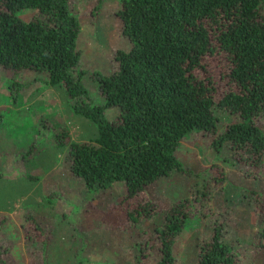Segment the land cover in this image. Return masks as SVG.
<instances>
[{
    "label": "trees",
    "instance_id": "trees-1",
    "mask_svg": "<svg viewBox=\"0 0 264 264\" xmlns=\"http://www.w3.org/2000/svg\"><path fill=\"white\" fill-rule=\"evenodd\" d=\"M117 14L130 46L115 52V71L92 73L102 104L83 84L81 24L72 0H0V74L41 72L48 86L64 90L73 112L97 129L83 142L70 141L66 129L54 136L56 146H67L70 171L88 193L122 185L123 228L140 236L137 262L148 254L154 264H179L174 244L190 222L194 197L172 202L157 222L153 200L129 201L161 178L190 173L177 150L194 131L208 134L217 152L229 149L244 176H264V0H120ZM107 108L117 114L108 117ZM222 113L233 120L220 129ZM209 178L214 185L226 180L223 171ZM28 218L27 242L33 246L37 235L46 245L35 218ZM260 222L256 235L264 248ZM227 234L228 223L211 227L192 264H241ZM0 264H7L1 244Z\"/></svg>",
    "mask_w": 264,
    "mask_h": 264
},
{
    "label": "rangeland",
    "instance_id": "rangeland-1",
    "mask_svg": "<svg viewBox=\"0 0 264 264\" xmlns=\"http://www.w3.org/2000/svg\"><path fill=\"white\" fill-rule=\"evenodd\" d=\"M119 8L120 0H72L81 24L77 47L87 72L83 84L97 104L103 98L92 73L115 71V52L130 46L122 33ZM25 13L24 18L31 15ZM45 81L44 73L32 70H2L0 74V244L7 264H154L155 257L148 254L137 262L134 244L139 232L129 234L123 228L126 201L122 185L88 193L70 171L67 146L52 142L62 129L68 131L70 141L77 142L95 138L97 129L73 112L62 88L50 87ZM105 114L112 118L117 110L107 108ZM232 120L222 113L220 129ZM261 127L264 130V118ZM177 156L190 173L157 180L130 199L129 205L153 200L157 212L151 220L157 222L172 202L194 197L190 222L174 244L179 264L194 263L201 240L219 222L228 223L227 238L241 264H264V248L256 235L264 219H257L264 213V196L248 193L264 192V176H244L232 152L227 148L217 152L211 137L200 131L181 140ZM220 171L226 180L219 185L210 183L209 176ZM28 214L38 223L46 245L36 234L33 246L27 242ZM34 231L31 228L30 234Z\"/></svg>",
    "mask_w": 264,
    "mask_h": 264
}]
</instances>
